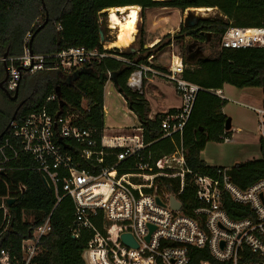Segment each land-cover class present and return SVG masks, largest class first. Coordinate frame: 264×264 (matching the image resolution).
Listing matches in <instances>:
<instances>
[{
	"label": "trees",
	"instance_id": "obj_1",
	"mask_svg": "<svg viewBox=\"0 0 264 264\" xmlns=\"http://www.w3.org/2000/svg\"><path fill=\"white\" fill-rule=\"evenodd\" d=\"M0 0V57H18L24 53L25 36L32 37L38 27L46 20L48 23L35 34L31 47L34 53L53 55L71 47L85 46L88 49L103 51L101 43L100 16L107 15L113 7L139 5L145 12L153 8H172L185 11L193 7H212V12L198 23L182 27L175 34L167 33L159 42L148 47L144 39L145 28L141 30L140 48L133 52L123 51L124 57L135 59L137 63L146 62L153 56L154 66L166 70L167 66L155 62L173 46L184 57L188 66L184 78L201 87L198 91L192 113L183 133L186 151L185 186L180 193V183L173 178L160 177V192L177 194L182 202L183 212L194 216V210L203 206L197 197L194 177L208 175L216 177L219 169L228 168L231 181L241 189H246L256 181L264 179V137L260 140L261 158L236 163L231 167L213 166L202 157L209 140H222L230 136L232 128L226 129L228 115L224 107L228 100L222 99L212 91L223 89L226 84L237 88L260 87L264 91V46L220 49L221 38L231 27H264V0ZM187 38L196 43H207L209 55H201L195 60L188 59L185 51ZM30 44V43H29ZM119 53L118 49H116ZM111 52H113L111 50ZM50 66L53 59L48 58ZM136 66L127 65L115 56L94 58L71 69H44L35 73H25L20 81V97L31 91V95L18 111L15 121H24L31 113L41 110L48 96L56 93L57 100L48 104L52 115H74L75 124L95 130L100 141L105 129V84L108 73H115L116 91H121L129 108L137 115L144 130L147 146L138 157L126 161V165L137 162L154 166L165 154L175 151L180 137H163L160 127V114L151 118L152 104L145 92L130 89L127 81ZM5 76L3 61H0V80ZM112 83L114 79L111 76ZM3 96L11 100L0 89ZM60 100L63 104H60ZM174 111L175 109H170ZM14 112L0 108V134L5 131ZM9 142V146L6 143ZM0 164L7 176L0 174V181L7 182L6 191L0 194L16 195V189L23 185L26 189L17 201L10 206V218L6 228L0 220V250L11 249L21 255V245L25 238L42 225L51 215V229L41 239V250L30 264H87L85 249L91 238L90 232L75 237L72 227L75 221V205L71 197H64L58 204L56 197L45 184L42 173L37 169L34 157L24 149L22 141L14 135L13 127L5 131L0 139ZM121 149H114L115 152ZM114 156L106 157L111 163ZM7 178V179H6ZM223 206L233 219L252 216L251 209L235 202L228 193L224 194ZM1 209V208H0ZM201 260L212 261L207 249L195 248L191 252L190 264H200Z\"/></svg>",
	"mask_w": 264,
	"mask_h": 264
},
{
	"label": "built area",
	"instance_id": "obj_2",
	"mask_svg": "<svg viewBox=\"0 0 264 264\" xmlns=\"http://www.w3.org/2000/svg\"><path fill=\"white\" fill-rule=\"evenodd\" d=\"M31 38L32 33L28 32L22 55L0 57L8 68L4 85L12 93L25 73L48 68L71 69L91 59L111 55L127 65L136 66L127 81L130 89L143 93L147 81L161 77L172 83L182 98L179 108L164 111L159 116L162 138L178 135L180 143L174 152L160 157L154 166L140 161L134 165L125 164L138 157L147 146L141 124L136 128L139 134L106 136L105 128L99 141L94 129L74 123V115L55 116L48 111V104L58 99L56 93L46 98L41 110L31 113L24 121L12 123L14 135L34 157L56 203L67 196L72 198L75 237L83 232L91 233L84 252L87 264H190L195 248L207 249L213 258L212 261L201 260L200 264H264V179L241 189L231 181L228 168L219 169L216 177L196 175L197 197L203 206L194 210V216L184 213L183 207L180 210L172 208L171 195L181 201L177 194L159 191L158 179L168 177L179 182L180 193L183 192L186 173L190 171L186 167L182 137L201 87L184 78L188 64L182 55L173 52L167 69L160 70L154 66L152 55L139 64L135 59L122 56L120 52L123 51L118 50V53L115 47L108 48L106 42L114 38L101 41L103 51L79 46L53 55H31ZM261 46H264V27L231 26L222 36L219 47ZM48 58L53 59L52 66L47 63ZM108 76L105 88L112 85L111 72ZM212 92L229 100L223 89ZM251 107L258 114L264 137V97L260 105ZM223 140L230 141L231 137L223 136ZM117 148L121 150L115 152ZM112 156L115 159L107 163L106 157ZM1 169L5 170L0 164ZM16 191V195L0 194V207L3 206L0 220L6 226L10 218L6 198L19 197L21 188ZM225 193L235 202L247 205L252 216L231 218L223 206ZM50 229L51 215L23 240L20 256L11 249L2 248L0 264H30L41 250V239ZM124 234L131 235L137 246L128 245Z\"/></svg>",
	"mask_w": 264,
	"mask_h": 264
},
{
	"label": "rangeland",
	"instance_id": "obj_3",
	"mask_svg": "<svg viewBox=\"0 0 264 264\" xmlns=\"http://www.w3.org/2000/svg\"><path fill=\"white\" fill-rule=\"evenodd\" d=\"M138 6V21L135 40L129 48L115 47L120 51H136L140 48L141 30L145 28L144 39L148 47L160 41L167 33L175 34L181 31L186 24L193 23L190 21V16L200 17L211 14L212 7L209 10H198V7L189 8L185 11L172 8H153L145 12ZM115 8V7H113ZM200 8V7H199ZM110 10V8L108 9ZM119 13V12H118ZM121 13V12H120ZM124 17L125 14H120ZM109 11L106 16H100V22L104 31L105 38L115 39L117 29L112 26L108 18ZM113 39V40H114ZM185 51L188 59L194 60L197 56L209 55L211 49L209 44L196 43L190 38H187ZM108 43H106L107 45ZM178 53V47L173 46L171 51H164L155 60L156 63L168 66L171 61L172 53ZM181 55V54H180ZM158 85L147 81L144 86V92L147 98L151 101L152 110L155 112L160 109L169 107H177L182 104V98L172 83L167 82L161 77H157ZM225 94L228 97V102L224 107V111L233 119V128L231 140H209L201 152V157L210 165L231 167L236 163L245 162L248 160L261 158L260 140L263 137V132L259 128V117L256 111L251 106L260 105L264 91L260 87L237 88L226 84ZM109 88V89H108ZM160 91L162 93H160ZM109 92V93H108ZM31 95V91L24 93L15 103L8 101L0 92V108L9 112H15L17 102L20 99H26ZM105 135H117L127 133H140L136 128L140 126V121L137 115L129 108L124 96L118 91L110 92V86L105 88ZM240 127V130H237ZM5 176L4 174H2ZM0 189L4 193L6 187L0 181ZM2 193V194H3ZM0 219L2 214L0 213ZM1 229V228H0Z\"/></svg>",
	"mask_w": 264,
	"mask_h": 264
},
{
	"label": "water",
	"instance_id": "obj_4",
	"mask_svg": "<svg viewBox=\"0 0 264 264\" xmlns=\"http://www.w3.org/2000/svg\"><path fill=\"white\" fill-rule=\"evenodd\" d=\"M43 3H44V5H45V1H44V0H43ZM108 18H109V16H108ZM202 18H203V17H200V18L198 19L196 16H190L189 20H190V21H195V22H193V23H191V24H189V25H187V26L194 25V24L198 23V21H199L200 19H202ZM48 21H49V14L47 13L46 20H45V21H44V22L38 27V29L36 30V33L39 32V31H40V30H41V29H42V28L48 23ZM185 26H186V25H185ZM36 33H34L33 37L35 36ZM100 33H101V41L104 42V41L106 40V38H105V35H104V31H103V29H101ZM33 37H32V39H33ZM32 39H31L30 44H29V49H30V54H31V55L34 54V51H33L32 47H31ZM126 48H129V47H126ZM127 52H133V51H127ZM7 56H8V54L5 53L4 57H7ZM3 64H4V68H5V76H4V78H3L2 80H0V89H1L2 91H4V93H5V94H6L11 100L16 101V100L19 99V95H20V92H19V91H20V83L18 84L16 90H15L13 93L10 92V91L5 87L4 83H5V81L7 80V77H8V68H7V64H6V62H4ZM115 77H116V76H115V73H113V74H112V78L114 79V82L112 83V85H111V87H110V90H111L112 92H115V91H116V88H115V85H114V84L116 83V79H115ZM119 93L121 94V91H119ZM56 94L58 95V97H60V95H59V91H58V88L56 89ZM26 101H27V99H21V100L19 101V103H18L17 106H16V109H15V112H14V116H13V118L11 119V121L9 122V124H8V126L6 127L5 131H7V130L10 129V127L12 126V123L15 121V118H16V115H17L18 111H19L20 108L25 104ZM60 104H61V105L63 104V101H62V100H60ZM231 128H232V118L228 116L227 121H226V129L229 130V129H231ZM5 131L2 132V133L0 134V139L3 137ZM0 172L7 176L6 171H5L4 169H1ZM45 184L47 185V182H46V181H45ZM20 188H21L22 193H23V192L25 191V189H26L23 185H20ZM17 199H18V197H9V198L7 197V198H6V203H7L9 206H12V205L17 201ZM170 201H171V206H172L173 209H175V210H180V209L182 208V202L179 201L174 195H171V197H170ZM158 202H161L160 199H158ZM150 228H151V230H153V229H154V226L151 225ZM148 238H149V236H148ZM123 239H124V241H125L128 245L137 246V243H136L135 240L131 237V235H129V234H124V235H123Z\"/></svg>",
	"mask_w": 264,
	"mask_h": 264
},
{
	"label": "bare ground",
	"instance_id": "obj_5",
	"mask_svg": "<svg viewBox=\"0 0 264 264\" xmlns=\"http://www.w3.org/2000/svg\"><path fill=\"white\" fill-rule=\"evenodd\" d=\"M206 9L209 10V8L204 7L198 8V10ZM118 12H121L120 14H125L124 17H121ZM138 12V6L136 5L110 8L109 19L112 23V26L115 27L118 32L114 40H108L106 42L108 43V48L130 47L132 45L137 32ZM189 24H186V26ZM0 208H3V206H1Z\"/></svg>",
	"mask_w": 264,
	"mask_h": 264
},
{
	"label": "crops",
	"instance_id": "obj_6",
	"mask_svg": "<svg viewBox=\"0 0 264 264\" xmlns=\"http://www.w3.org/2000/svg\"><path fill=\"white\" fill-rule=\"evenodd\" d=\"M197 57H199V56H197ZM197 57H195L194 60H195ZM191 61H193V60H191ZM156 80H158V79H157V78H154V79L150 80V82L155 83L156 85H158V89H159V84H161V82H158V81H156ZM159 90H160V89H159ZM223 90H224V93H225L226 86H224ZM160 93H162V92L160 91ZM104 99H105V96H104ZM180 106H181V105H179V106H177V107H173V108L169 107V108H167V109H162V110H161V108H160V109L156 110L155 112H153V110H152L151 116H152V117H155V115H156L158 112H164V111H167V110H170V109H175V110H176V109L179 108ZM224 113H225L226 115L229 116V114H228L227 112L224 111ZM232 128H233V119H232ZM240 129H241L240 127H237V130H240ZM5 227H6V225L4 226V228H5ZM1 231H2V230H1ZM1 231H0V232H1Z\"/></svg>",
	"mask_w": 264,
	"mask_h": 264
},
{
	"label": "flooded vegetation",
	"instance_id": "obj_7",
	"mask_svg": "<svg viewBox=\"0 0 264 264\" xmlns=\"http://www.w3.org/2000/svg\"><path fill=\"white\" fill-rule=\"evenodd\" d=\"M20 100H21V99H20ZM20 100H19V101H20ZM19 101L17 102V104L19 103Z\"/></svg>",
	"mask_w": 264,
	"mask_h": 264
}]
</instances>
